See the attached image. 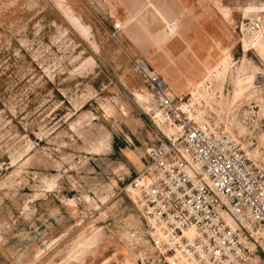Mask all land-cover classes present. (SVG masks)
I'll use <instances>...</instances> for the list:
<instances>
[{
	"label": "rangeland",
	"instance_id": "rangeland-1",
	"mask_svg": "<svg viewBox=\"0 0 264 264\" xmlns=\"http://www.w3.org/2000/svg\"><path fill=\"white\" fill-rule=\"evenodd\" d=\"M151 1L171 22L189 11L177 26L188 40L158 38L170 30L151 12L141 20L147 0H0V264H166L129 190L169 132L135 95L150 92L145 66L193 118L201 110L263 154L264 0ZM225 55L221 90L195 101L186 82Z\"/></svg>",
	"mask_w": 264,
	"mask_h": 264
},
{
	"label": "built area",
	"instance_id": "built-area-1",
	"mask_svg": "<svg viewBox=\"0 0 264 264\" xmlns=\"http://www.w3.org/2000/svg\"><path fill=\"white\" fill-rule=\"evenodd\" d=\"M142 71L153 118L168 121L169 132L159 130L132 186L164 262L246 264L264 256V149L255 157L222 122L196 120L159 74Z\"/></svg>",
	"mask_w": 264,
	"mask_h": 264
},
{
	"label": "bare ground",
	"instance_id": "bare-ground-1",
	"mask_svg": "<svg viewBox=\"0 0 264 264\" xmlns=\"http://www.w3.org/2000/svg\"><path fill=\"white\" fill-rule=\"evenodd\" d=\"M147 6H152L154 9H156V10H158L159 12H160V9H159V7L155 4V3H153L151 0H147V2H146V4H145V7H147ZM160 14H161V12H160ZM128 23V21L127 22H124V23H121V25H123V26H125L126 24ZM166 23H167V26H166V28H167V30H170V31H166V32H160V33H158V38L160 37L162 40H168L169 38H171L172 37V35H174L175 34V32H176V27L178 26L177 25V21H174V22H170V21H167L166 20ZM259 37H260V35H258L254 40H252L253 42H251L252 44H254V45H256V43H257V41H258V39H259ZM249 41H251V40H249ZM245 42V47L247 46L246 45V41H244ZM251 44V45H252ZM247 50V49H246ZM229 56L230 55H225V56H223L220 60H219V62L213 67V69H211L210 70V74H209V76L208 77H206L205 78V80H201V81H193V80H191V79H188V81L186 82L187 83V85H188V88L189 87H192V89H191V95H192V98L195 100V101H199V102H201L200 101V98H204V99H206V101L207 102H209V100L208 99H210V98H213V95L215 94V90H217V89H219V90H221V87H222V84H223V82H224V80H225V78L227 77V75H228V69H229V67H230V64H231V61H230V58H229ZM244 64V63H243ZM244 70V66L242 67V68H240L239 69V73L241 72V71H243ZM186 80V79H185ZM207 80H211V82H216V88H214V89H211L209 86H208V84L206 83V81ZM251 82V79L249 78V77H243V78H241L240 76H237L236 78H235V83L237 84V85H240V84H246V83H250ZM208 86V87H207ZM244 88H246V87H244ZM244 88H241V90L243 91L244 90ZM240 92H237V95L239 94ZM135 95H136V97H137V99L138 100H141L142 101V104L143 105H147V103H150L151 102V93L150 92H147V91H144V90H137L136 92H135ZM140 101V102H141ZM150 106V105H149ZM149 106H147V108L149 107ZM183 108L185 109V110H189V108H188V106L186 105V103H184V105H183ZM198 110V109H197ZM124 114L127 116V114H128V112L124 109ZM202 111L201 110H198V115H201L200 117L201 118H199V119H202V120H205V119H207V118H205L204 116H202ZM158 117L159 118H161L162 116H160V114L158 113ZM145 124L144 123H142V126H144ZM232 135V134H231ZM233 136V135H232ZM233 138H235V136H233ZM236 139V138H235ZM237 140V139H236ZM238 141V140H237ZM146 143H148V142H146ZM129 151H130V153H132L135 157H136V159L139 161V162H142L141 160H140V158L138 157V156H136L135 154H134V152L133 151H131L130 149H128ZM255 153H258V151L257 152H255ZM252 155H253V153H252ZM255 157H258V156H256V155H254ZM142 165H143V163H142ZM129 190H131L132 191V194L133 195H135V198L137 197V192H136V190L132 187V186H129ZM131 193V192H130ZM94 232V231H93ZM97 234V233H96ZM186 234H187V236L188 237H192L193 236V234H194V231H193V228L192 227H189L187 230H186ZM84 238H85V240L84 241H87L88 240V237H87V235H85V233H84Z\"/></svg>",
	"mask_w": 264,
	"mask_h": 264
},
{
	"label": "crops",
	"instance_id": "crops-1",
	"mask_svg": "<svg viewBox=\"0 0 264 264\" xmlns=\"http://www.w3.org/2000/svg\"><path fill=\"white\" fill-rule=\"evenodd\" d=\"M160 11H161V9H160ZM145 12H151L152 16H154L155 19H158V15H159V16H162V17L165 19V21L167 20V21H170V22H171V20H169V19L166 17L165 14H163L162 12H161V14H160V13L157 12L154 8H150V7L146 8L143 12L141 11V13H140V17H141L142 19H141V18H140V19H141L142 21H144L143 18H145ZM187 12H189V11H188V10H185V12H183V10H182V12H180V14L178 15V17L175 18V19L178 20L177 25L181 22L182 17H183ZM176 31H177V39H179V41L182 42V38H181V37H183V39H184L185 41L188 40L187 38H188L189 33H188V29H187L186 27H185L184 29H182V31H180L181 34L179 33V30H178L177 27H176ZM180 35H181V36H180ZM177 42H178V40H177ZM186 48H188V49L190 50V53H191L195 58H197L196 54H193V53H192V52H194V51H193V48L196 50V48H195V44L185 43V44L183 45L182 50H184V49H186ZM196 51H197V50H196ZM217 62H218V61H217ZM174 81H176V80H174ZM182 84H183V85H182ZM183 87H184V82H182L181 85L178 86L179 89H180V88H183ZM178 88H177V89H178Z\"/></svg>",
	"mask_w": 264,
	"mask_h": 264
}]
</instances>
